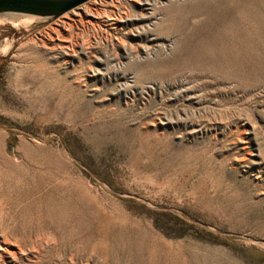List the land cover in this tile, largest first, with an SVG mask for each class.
Instances as JSON below:
<instances>
[{"label":"rangeland","instance_id":"obj_1","mask_svg":"<svg viewBox=\"0 0 264 264\" xmlns=\"http://www.w3.org/2000/svg\"><path fill=\"white\" fill-rule=\"evenodd\" d=\"M10 14L0 264H264V0Z\"/></svg>","mask_w":264,"mask_h":264},{"label":"water","instance_id":"obj_2","mask_svg":"<svg viewBox=\"0 0 264 264\" xmlns=\"http://www.w3.org/2000/svg\"><path fill=\"white\" fill-rule=\"evenodd\" d=\"M88 1L90 0H0V14H29L51 21Z\"/></svg>","mask_w":264,"mask_h":264},{"label":"bare ground","instance_id":"obj_3","mask_svg":"<svg viewBox=\"0 0 264 264\" xmlns=\"http://www.w3.org/2000/svg\"><path fill=\"white\" fill-rule=\"evenodd\" d=\"M10 17L11 18H13V19H19L21 22H19L20 24H26V23H28V22H30V21H33V20H35V18H37V16H34V15H29V14H25L24 16H22V17H24V18H22V19H20V16H18V15H16V14H10ZM51 29V28H50ZM58 29V28H57ZM55 30V29H54ZM56 31V30H55ZM45 32V31H44ZM47 33H48V31H47ZM48 35H49V33H48Z\"/></svg>","mask_w":264,"mask_h":264}]
</instances>
